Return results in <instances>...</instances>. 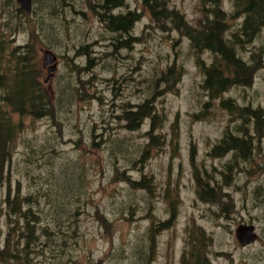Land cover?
<instances>
[{"label": "rangeland", "instance_id": "374dc122", "mask_svg": "<svg viewBox=\"0 0 264 264\" xmlns=\"http://www.w3.org/2000/svg\"><path fill=\"white\" fill-rule=\"evenodd\" d=\"M166 1L190 26L205 23L197 0ZM220 9L221 39H230L243 16L229 18L233 0H221ZM126 11L140 18L117 36L85 0H31L28 14L14 0H0V74L14 66L10 51L26 47L52 110V117L33 119L3 109L22 130L0 190V249L8 227L16 229L9 237L16 255L26 241L21 221L15 226L17 218L6 216L8 188L38 216L24 264H192L193 254L205 264H264V129L248 159L232 169L224 168L230 154L211 155L241 126L226 103L258 111L264 123V24L254 39L241 37L233 47L251 72L238 74L245 84L210 98L202 83L215 57L193 50L169 24L166 30L151 23L140 0H125L112 13ZM45 51L54 57L53 72L42 65ZM167 70L176 81L157 83ZM152 85L155 130L149 134L144 120L127 131L123 111L148 99ZM203 190L212 198L201 201ZM239 226L253 228L254 242L239 245Z\"/></svg>", "mask_w": 264, "mask_h": 264}, {"label": "trees", "instance_id": "16d2710c", "mask_svg": "<svg viewBox=\"0 0 264 264\" xmlns=\"http://www.w3.org/2000/svg\"><path fill=\"white\" fill-rule=\"evenodd\" d=\"M140 1L141 6L150 17L151 23L156 24L159 28H164L169 24L182 37L189 40L193 50L203 49L215 57V61L204 70L202 83L203 90L210 98H216L233 83L238 84L240 82L236 80L239 78V73H241V77L244 75L243 69L239 62L233 59L230 48L221 39L222 25L225 20V15L220 9L221 0H197L206 20L205 23L198 25V27L190 26L180 13L168 7L166 0ZM124 2L125 0H99L93 5L90 0H85L87 9L92 10L93 14L99 17L100 21L98 22L104 26L105 30L117 36L130 33L140 18V15L135 11L112 13L122 8ZM233 4L235 12L240 8L239 12L243 15L241 31L244 36L249 37L258 33L264 24V0H233ZM208 8H210L208 11L210 16L207 17ZM231 17H235L234 12L229 13V18L232 19ZM115 42L122 43V47L127 45L126 41ZM9 55L14 59V66L10 71L6 70L0 74V190L6 177L8 178L7 168L11 158V147L16 135L22 130L21 123H13L10 116L3 109L7 108L11 114H17L22 117L29 116L33 119L52 117L50 104L40 88L39 69H36V63L31 62L27 55L26 47H16L10 51ZM175 76L172 70H167L161 73L157 83L168 85L170 81H176ZM150 89L154 90L153 85ZM154 98L155 94L153 91L150 97L144 100L142 104L135 106L130 111H123L121 120L126 123L127 131L134 132L138 130L144 120H148L150 124L149 134L155 130ZM147 136L152 140L151 135ZM147 152L146 149L143 151L142 159H144ZM128 184L134 186L135 189L140 188L134 182L130 181ZM197 186L200 187L198 182ZM212 195L211 191L208 190L206 192L203 190L199 194V198L203 201L208 196L212 198ZM4 202L9 207L6 215L8 220L11 215H14L17 220L13 221V225L17 226L18 220L21 221L19 232L26 241L20 248V255H16V248L12 250L9 239L10 235L16 232V229L8 227L4 247L0 249V263L9 264L14 262L16 264H24L30 251L28 244L32 245L37 237L35 225L38 223V216L30 208L22 207L23 205H29L26 199H20L16 196L11 197L8 188ZM8 223L10 224V221ZM168 223L169 221L163 222L157 228L163 230L167 228ZM40 232L44 236L48 235L45 229L40 230ZM193 255L192 264H205V259L199 255Z\"/></svg>", "mask_w": 264, "mask_h": 264}, {"label": "flooded vegetation", "instance_id": "af4514ba", "mask_svg": "<svg viewBox=\"0 0 264 264\" xmlns=\"http://www.w3.org/2000/svg\"><path fill=\"white\" fill-rule=\"evenodd\" d=\"M237 15L241 16V13L235 12V17L234 18L231 17V18L232 19L237 18ZM242 20H243V17L241 19V24H242ZM208 21L210 20L208 19ZM225 26L226 24L225 22H223L222 30H221L222 36L226 30ZM241 30L242 29L240 25L239 29H235L234 32L231 31L230 39L225 38V40L223 41L230 48L233 59L239 62L241 68L243 69L242 72H245L246 70V73L250 75L251 72H248L249 67L245 63L241 62L240 60L234 57L233 47L237 45L236 41L239 38L244 37V38L250 39L253 37L254 39L257 33L255 35L252 34L249 37H245L244 33ZM247 62L250 64V61H247ZM234 72H236V70H234ZM236 81H240L238 82V84H245V83H242L241 81L243 80L239 78ZM236 84L237 83H233L231 86L236 85ZM224 107L228 109L231 113L236 115L238 120L241 122V126L237 129L238 133H236L235 136L226 134L225 137L219 142V144L211 149V155L217 159V158H221V157H224L230 154L231 159L227 163H225L226 166L224 168L232 169L230 165L234 164V162H236L237 159L247 160L249 155L253 152V141L257 140V138L259 137L258 135H260L261 133V130L264 129V123L263 121H261V118L263 117L262 116L261 118L259 117L258 111H253L251 109H247L248 111H246V109H242L239 107H232L230 103H226V106ZM250 127H252V130L249 129ZM251 160H252V157H251Z\"/></svg>", "mask_w": 264, "mask_h": 264}, {"label": "water", "instance_id": "95a60500", "mask_svg": "<svg viewBox=\"0 0 264 264\" xmlns=\"http://www.w3.org/2000/svg\"><path fill=\"white\" fill-rule=\"evenodd\" d=\"M18 8L25 14H28L31 9V0H14ZM44 57L42 60L43 67L49 66L47 70L53 72L55 70L54 57L49 52L43 53ZM235 239L241 247L246 246L255 240V234L253 228L250 226H239L235 230Z\"/></svg>", "mask_w": 264, "mask_h": 264}]
</instances>
